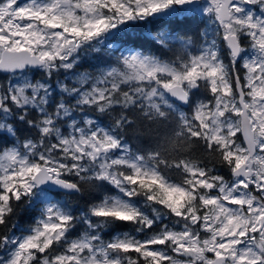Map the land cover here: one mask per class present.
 Segmentation results:
<instances>
[{
	"label": "snow or ice",
	"instance_id": "snow-or-ice-1",
	"mask_svg": "<svg viewBox=\"0 0 264 264\" xmlns=\"http://www.w3.org/2000/svg\"><path fill=\"white\" fill-rule=\"evenodd\" d=\"M0 264H264V0H0Z\"/></svg>",
	"mask_w": 264,
	"mask_h": 264
},
{
	"label": "trees",
	"instance_id": "trees-1",
	"mask_svg": "<svg viewBox=\"0 0 264 264\" xmlns=\"http://www.w3.org/2000/svg\"><path fill=\"white\" fill-rule=\"evenodd\" d=\"M85 67H87V65H85ZM128 139L133 143V144H143L146 145L148 143V137L143 133V131L141 132H135L133 130H130L128 132ZM85 200H87L88 198L85 197ZM81 207L84 206L83 202H81L80 204ZM132 226L131 225H120L119 228L116 229H112L109 231V233L106 235V238H109L111 235L115 234V233H119V232H130L131 231Z\"/></svg>",
	"mask_w": 264,
	"mask_h": 264
}]
</instances>
